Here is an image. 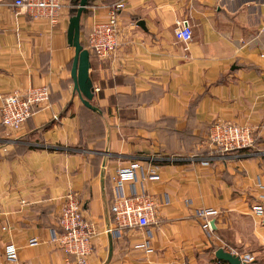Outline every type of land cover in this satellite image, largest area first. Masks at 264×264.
I'll return each mask as SVG.
<instances>
[{"label":"crops","instance_id":"1","mask_svg":"<svg viewBox=\"0 0 264 264\" xmlns=\"http://www.w3.org/2000/svg\"><path fill=\"white\" fill-rule=\"evenodd\" d=\"M59 1L53 26L0 0V264H218L219 247L264 264V213L252 211L264 195V0H123L118 47L89 53L94 108L73 88L72 0ZM115 1H89L82 44ZM184 20L188 41L174 35ZM39 84L47 103L7 130L2 97ZM219 119L251 126L252 146L213 149ZM117 165L136 167L125 193L144 186L156 199L146 226L114 224ZM66 194L94 228L83 263L50 241ZM205 207L217 210L211 230L195 214ZM11 241L15 262L3 252Z\"/></svg>","mask_w":264,"mask_h":264},{"label":"built area","instance_id":"2","mask_svg":"<svg viewBox=\"0 0 264 264\" xmlns=\"http://www.w3.org/2000/svg\"><path fill=\"white\" fill-rule=\"evenodd\" d=\"M17 8H23L33 17L43 16L53 26L56 25L60 15L61 2L59 0H13ZM124 7V1L118 0L107 4V15L104 19L96 21L86 36L85 48L89 53L102 59L112 55L119 45V14ZM177 39L188 41L192 38L191 26L187 20L175 28ZM95 91L99 87L93 86ZM50 89L47 84L29 86L23 91L8 92L1 101V122L10 131H18L24 121L32 114L34 105L47 103ZM208 141L217 152L226 153L239 148L251 147L254 143V132L247 124L232 123L219 119L213 122L208 130ZM154 174H144L141 181L154 178ZM127 178L136 179L134 165H117L112 176L115 198L110 206L117 230L128 226L143 227L153 218L156 199L142 186L139 192L125 193L124 182ZM58 215V230H51L50 241L66 253L74 254L78 263H83L91 253V239L94 228L87 217L84 216L80 201L72 194H66ZM253 213H264V195L261 201L252 206ZM212 207L198 209L195 214L202 220L205 230H211L209 216L216 214ZM4 228V227H3ZM18 246L14 242L5 245L4 257L9 262L18 259ZM243 261L251 259L248 255L241 256Z\"/></svg>","mask_w":264,"mask_h":264},{"label":"water","instance_id":"3","mask_svg":"<svg viewBox=\"0 0 264 264\" xmlns=\"http://www.w3.org/2000/svg\"><path fill=\"white\" fill-rule=\"evenodd\" d=\"M89 0H77L76 10L69 16L67 39L68 43L74 47L73 60L71 64V76L73 80V88L77 91L83 104L87 107L94 108L90 100L94 96V87L89 74L90 55L89 50L81 43L80 39V18L83 12L86 11ZM264 222V220H263ZM217 259L226 260L230 264H246L240 255L226 250L224 247H219L215 250Z\"/></svg>","mask_w":264,"mask_h":264},{"label":"trees","instance_id":"4","mask_svg":"<svg viewBox=\"0 0 264 264\" xmlns=\"http://www.w3.org/2000/svg\"><path fill=\"white\" fill-rule=\"evenodd\" d=\"M90 1V0H89ZM76 5H77V0H72V8H71V14L72 13H74L75 12V10H76ZM83 46L85 47L86 46V44H83ZM249 148V147H248ZM242 149H244V148H242ZM215 261H217L218 262V264H223V262H225L224 260H220V259H214Z\"/></svg>","mask_w":264,"mask_h":264}]
</instances>
